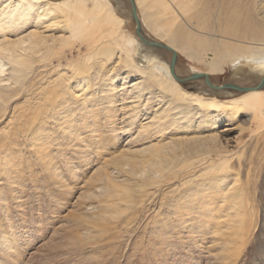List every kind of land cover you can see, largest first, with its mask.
Segmentation results:
<instances>
[{"label": "bare ground", "instance_id": "6f19581e", "mask_svg": "<svg viewBox=\"0 0 264 264\" xmlns=\"http://www.w3.org/2000/svg\"><path fill=\"white\" fill-rule=\"evenodd\" d=\"M133 1L142 35L147 38L143 29L152 34L177 59L204 65L208 73L192 68L196 75L210 81V73L228 68L252 87L243 93L184 89L160 48L128 32L130 9L122 0H0V123L9 119L0 130V171L27 156L28 165L33 159L58 179L56 156L64 168L71 153L87 161L94 154L110 157L125 137L123 152L99 168L106 172L91 194L105 193L124 205L134 201L131 192L166 176L169 189L176 187L172 192L205 189L215 197L197 199L196 213L208 226L217 222L219 230L212 232L222 240L238 243L232 252L238 257L254 220L253 206L239 208L248 191L241 171L249 179L251 168L231 154L225 138L247 117L249 133L264 142V85L258 88L264 80V0ZM105 126L111 138L101 130ZM68 170L74 176L78 167ZM0 234L11 249L10 236Z\"/></svg>", "mask_w": 264, "mask_h": 264}, {"label": "rangeland", "instance_id": "374dc122", "mask_svg": "<svg viewBox=\"0 0 264 264\" xmlns=\"http://www.w3.org/2000/svg\"><path fill=\"white\" fill-rule=\"evenodd\" d=\"M122 1L130 9V16L126 18L128 32L135 35L136 22L131 13L132 5L129 0ZM143 31L148 40L162 42L146 30ZM158 50L171 61L172 53ZM192 68L198 73H208L204 65L178 55L175 71L181 79L196 75ZM227 70L225 73H210L211 84L219 87L228 84L252 87V82L237 80ZM181 86L189 92H201L209 88L204 78ZM231 92L238 93L233 90ZM18 102L22 106L23 97ZM15 105H12L10 115ZM4 121L0 123V130L8 125L6 121L9 119ZM108 128L105 126L101 130L106 133L109 131L107 136L111 138ZM242 128L244 132H241ZM248 128L250 123L247 117H242L232 124V131L225 138L231 154L241 156L244 165L251 168L249 179H246L248 172L241 171L240 178L246 180L248 191L245 192L246 205H240L239 208H256L254 210L250 207L254 216L250 223L252 231L238 257L232 253L238 243L232 244L226 241V237L223 241L222 235L213 233L219 230V226L215 227L217 222L208 226L201 219L200 213H196L199 206L197 199L215 197L205 189L198 187L197 195L194 192L187 193L189 188L193 189L192 185V188L184 187L183 190L180 187L172 192L171 189L176 187L169 189V177L166 176V179L146 188L143 193L136 190L131 192L134 201L125 202L124 205L117 203L118 198L108 197L105 193L91 194L96 191L95 180L106 172L99 169L105 159L109 160L123 152L124 137L116 148L111 149L110 152L114 153L110 157L109 154L105 157L94 154L87 161L77 153H71L68 155L70 159L65 160L68 167L64 168V159L56 156L61 179L43 172V166L33 159H30L28 165L27 156H23L21 161L17 158L11 171H0V233L10 236L9 241L13 243L11 249H5L0 242V264H264V169L261 168L264 162V142L253 138ZM223 129L221 127L218 131ZM0 132L1 142L3 132ZM197 158L203 156L198 155ZM69 166L78 167L74 176L68 170ZM191 195H196L192 196L196 201L192 202ZM115 203L118 205L114 206ZM185 207L191 210L187 212ZM89 208L96 210L88 211ZM224 220L221 218L219 221Z\"/></svg>", "mask_w": 264, "mask_h": 264}, {"label": "water", "instance_id": "95a60500", "mask_svg": "<svg viewBox=\"0 0 264 264\" xmlns=\"http://www.w3.org/2000/svg\"><path fill=\"white\" fill-rule=\"evenodd\" d=\"M129 1H130L131 5H132V16H133V19L136 22V33H137V35L147 45H149L151 47H155V48L165 49V50L169 51L170 53H172L171 73H172L173 77L179 83L183 84V83H187V82H190V81H195V80L203 79L204 78L205 79V82H206V85L209 86L212 89H215V90H231V91L233 90V91H237L239 93L247 92L249 90L247 88H242V87H238V86L231 85V84L223 85L222 88L213 86V85H211V83L209 81V76L206 75V74L193 75L192 77H190L188 79H179L176 76V74H175V63L177 61V55H176V53L173 50H171L169 47H167V46H165L163 44L156 43V42H149V41L145 40L144 36L142 35V29H141V26H140V22H139V20L137 18V12H136V7L134 5V1L133 0H129ZM263 85H264V80L260 83V85L258 86V88H261Z\"/></svg>", "mask_w": 264, "mask_h": 264}]
</instances>
